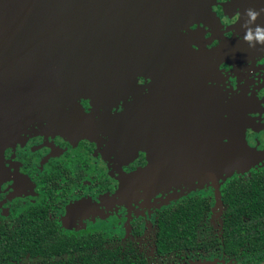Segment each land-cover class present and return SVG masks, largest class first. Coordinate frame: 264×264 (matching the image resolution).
<instances>
[{"label":"flooded vegetation","instance_id":"1","mask_svg":"<svg viewBox=\"0 0 264 264\" xmlns=\"http://www.w3.org/2000/svg\"><path fill=\"white\" fill-rule=\"evenodd\" d=\"M204 7L194 0L178 43L129 87L101 94L104 116L90 98L14 90L0 68V264H264L257 208L229 198L233 183L247 193L264 173V46L250 47L243 27L264 0ZM215 101L228 120L234 102L240 140L261 154L232 176L205 177L190 155L211 130L199 109L218 115ZM192 206L201 216L185 247L166 233L168 215Z\"/></svg>","mask_w":264,"mask_h":264},{"label":"water","instance_id":"2","mask_svg":"<svg viewBox=\"0 0 264 264\" xmlns=\"http://www.w3.org/2000/svg\"><path fill=\"white\" fill-rule=\"evenodd\" d=\"M197 1L204 7L209 0ZM193 5L194 0H0V68L8 87H26L35 99L55 89L73 101L104 103L101 94L129 87L148 57L178 43L194 18Z\"/></svg>","mask_w":264,"mask_h":264},{"label":"rangeland","instance_id":"3","mask_svg":"<svg viewBox=\"0 0 264 264\" xmlns=\"http://www.w3.org/2000/svg\"><path fill=\"white\" fill-rule=\"evenodd\" d=\"M217 102V101H215ZM96 105L94 112H99L100 116L105 115V107L99 106L102 104L93 102ZM220 107L218 115L207 112V109H199L198 119L199 121L208 124L211 128L209 133L203 136L199 135V141L191 149L190 154L193 159H196L198 164L206 163L207 165H200V173L203 171L205 177L217 176L218 172H226L229 176L234 175L235 172H240L244 169H248L256 163L261 154L251 149V147L242 140L240 136H245V118L236 115L234 108V102L231 101L230 114L231 117L225 118L226 115V103L217 102ZM201 103H199L200 105ZM228 108V107H227ZM93 112V113H94ZM227 117V115H226ZM228 137V141L226 138ZM208 141V142H207ZM184 157V156H183ZM212 159H217L218 162L210 163ZM203 166V167H202ZM159 188L154 186L150 189L152 195L158 193Z\"/></svg>","mask_w":264,"mask_h":264},{"label":"trees","instance_id":"4","mask_svg":"<svg viewBox=\"0 0 264 264\" xmlns=\"http://www.w3.org/2000/svg\"><path fill=\"white\" fill-rule=\"evenodd\" d=\"M252 177L253 189L251 191L245 193L242 188L236 189L234 187L235 184L233 183V188L231 189L229 198L233 206H249L257 208L252 210L251 217L253 220L250 222L264 225V173L255 172ZM237 183L239 184L240 182L237 181ZM242 183L244 184V182ZM193 208L195 207L192 206L191 208H188L190 209L188 213H169L168 215L171 221L167 227L169 231L166 233L185 247H189V245L192 244L195 227L194 224L198 220L199 216H201L200 213L193 212ZM178 220L179 223H177ZM176 234H180L182 239L176 238Z\"/></svg>","mask_w":264,"mask_h":264},{"label":"clouds","instance_id":"5","mask_svg":"<svg viewBox=\"0 0 264 264\" xmlns=\"http://www.w3.org/2000/svg\"><path fill=\"white\" fill-rule=\"evenodd\" d=\"M261 12H264V8L260 10L252 8L245 10V15L248 19L243 25L246 29L244 41L247 42L250 47H255L257 43L264 46V26L256 25L254 29L251 27V25L255 24V21L259 18Z\"/></svg>","mask_w":264,"mask_h":264}]
</instances>
